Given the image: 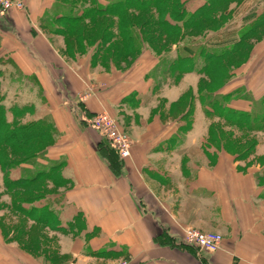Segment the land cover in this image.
<instances>
[{
	"label": "crops",
	"instance_id": "0c3cea01",
	"mask_svg": "<svg viewBox=\"0 0 264 264\" xmlns=\"http://www.w3.org/2000/svg\"><path fill=\"white\" fill-rule=\"evenodd\" d=\"M25 1L26 11L10 16L11 23L0 15V52L11 54L24 76L34 77L42 87L49 105L43 116L56 129L55 143L46 150L44 162L60 160L61 179L68 181L44 198L60 200L49 205L59 227L53 228L55 247L45 260L53 264H264V129L252 131L255 162L247 171H240L243 161L224 148L214 162L191 156L196 150L206 156L212 122L207 112L212 111L213 97L209 91L197 90L201 74L197 68L178 83L170 81L171 72H164L162 85L154 91V78L149 77L154 60L141 79L102 82L106 86L94 81L90 85L104 91L82 96L85 90H78L82 86L73 70L75 62L67 61L40 29L26 37L25 28L40 27L58 0ZM229 6L234 17L215 35L226 34L236 19L245 26L259 13L264 23V0H232ZM2 25L10 27L11 33ZM176 47L172 55L178 54ZM77 61V66L83 64ZM262 68L251 84L234 79L217 92L231 96L228 107L246 111L254 101L264 104ZM173 87L178 89V100L188 91L191 97L186 111L175 119L169 118L175 100L166 94ZM239 91L252 95L253 101L237 97ZM101 111L126 119L134 140L130 157H120L91 125ZM188 227L220 233L221 248L210 253L183 243Z\"/></svg>",
	"mask_w": 264,
	"mask_h": 264
},
{
	"label": "rangeland",
	"instance_id": "374dc122",
	"mask_svg": "<svg viewBox=\"0 0 264 264\" xmlns=\"http://www.w3.org/2000/svg\"><path fill=\"white\" fill-rule=\"evenodd\" d=\"M10 1H12V6H10L8 10L0 9V15H3L5 20H9V23H11L10 16L23 13V11L25 12L27 9L25 0ZM15 1L22 2L25 5L24 9H17L14 6ZM61 1L73 2L76 4V6L83 4L91 5L93 2L92 0ZM176 1L177 0H174V2ZM178 1L186 3L190 0ZM200 1L201 0H196V4H198ZM231 1L232 0H221V2H219L216 7L210 9V13H214L217 15L216 21H210L208 19H205L204 17H200V19L194 26L188 28L187 32L184 33L183 38L177 37L176 42H174V39L172 37L169 38L168 35H161V39L152 38L153 36L160 37L159 28H157L156 26L152 27L151 24L149 25L147 22L148 18L150 17H158V14H156L154 8L132 12L130 14V17L134 22H136L140 35H136L132 32V47H127V45L125 43L123 44V41L120 39H116L113 44H106V51L103 53L102 58L100 57L101 60H97L99 58H96L94 52L96 49H102L104 47L102 46V44H104L106 40L104 39L106 36V31H112L113 33V30L110 27L112 18H110L109 15L100 17L90 22H86L85 20L80 21L77 23V26H75V29H77V31L75 32L74 30V32L69 35L58 34V32L55 30H64L66 22L58 21L60 19L59 15H56L57 13L66 14L69 12V8H65V5L67 4H64V6H61V8H58L57 11H54V13L52 14L47 12L42 22L39 23L40 27L31 25L29 28H25V33L26 37L29 34L35 35L36 32L40 29L44 34L49 36L55 48L58 49V52L62 54V56L67 61H69L70 63L75 62L73 63V66L75 67L74 69H72L76 74L79 75L78 79L82 87L81 89L78 88V90H85L84 92L82 91V96H93V94L98 90H100V92L104 91V87L101 89L99 87L95 89L96 87L90 85L95 82L101 83V85L102 82L108 83V81L114 82L116 80L117 82H121L123 80L121 78L124 77H130L133 78L134 81H137L139 78L141 79V77L145 76L146 67L151 62H154V60L156 63L155 67L149 73V77L154 78V91H157L158 87L162 85V78L165 77L164 72H171L170 81L178 83L180 82V80L186 77L185 74L190 73L191 70L189 69L185 72H175L174 70L166 71V68L169 67L171 62L174 61V59L177 57L176 54V57L175 55H172L176 51V46H179V49L181 50L182 47L187 43H195L194 41H201L206 43L207 45L215 47V44L224 45L236 41L239 38L241 39L242 34L245 33L246 36L243 44L237 49V51L232 53L229 57L225 58V60H223L222 62L213 64L209 72H202L200 74V77H198V80L196 81V88L200 93H204V91L220 92L231 81H234V79H247L251 84L252 77L254 74H257V69L259 68V66L263 65L264 68V23H261V20L263 19V16H261L262 14L259 15V13L253 16V18L255 19L252 18L250 20V23L246 24L245 26L242 25L243 22H240V20L236 19L230 24V27H232V29L227 31L229 34L226 32V34L222 36L220 35V33L215 35V33H217L215 32L211 33L210 37L207 38L208 32H211L221 24H227V22L233 19L234 15L232 17L229 11V4L231 3ZM102 2L105 1L102 0ZM240 26L242 28L237 32V29ZM1 27L2 29L9 30V34L11 33L10 27H5L3 25ZM251 27L252 29L247 32V30ZM208 29H210L211 31L207 32ZM81 34L84 37L81 38ZM237 34L238 38H236ZM83 38L87 40L88 45L84 44ZM139 44L140 46L141 44H143V48L139 50V52L133 51L132 49L138 48ZM84 56H88L89 58L84 59ZM194 57V63L196 59L201 60L198 54L194 55ZM79 59H81V62H83V64L77 63L79 65L77 66L76 62H78L77 60ZM263 68L261 69V71L264 72ZM18 75H21V77H19ZM192 80L194 79L192 78ZM36 81L37 79L32 76H29V78L26 74L24 76L23 71L20 70V68H18L13 62L11 54H1L0 52V101L7 108L6 114L9 121L15 122L19 121L20 119L23 122H27L30 120L38 119L41 116L43 117V115L48 111L49 105H47L48 103L46 97L44 96L42 87H40L39 84L36 83ZM170 90L171 91L169 93L166 92V94L170 95L171 99H174L175 102L174 105L170 107V114L172 116L169 118L175 119L180 114L186 111L189 102L188 99L191 98L189 97L190 91L187 92L188 94L185 95L184 98L181 97L178 100V89L173 87L170 88ZM18 92L22 93V97H20ZM221 96L219 95V97ZM236 96H242L241 98L253 101L251 98L252 95H249L244 91H239ZM226 97L227 99L225 98L224 101L219 98L221 103H223L224 105L230 103L231 100V96ZM202 104L205 105V102L202 101ZM209 105L211 106V102ZM250 106L251 107L249 110H238V112H245L246 114H251V116L253 117L254 115H259L258 113H262V110L264 108L263 104L259 103V101H254ZM14 107H25L26 111L23 112L20 116H14ZM106 112L115 121V124L117 125L119 130L129 136L132 141V150L134 140L132 139L128 128L126 127V119L120 117L117 114H113L111 111ZM216 112L213 109L210 112L212 118H209L212 122L210 133L208 134V146H206V149L204 150L206 156H204V154L200 150L192 151L191 156H194L200 160H203L204 157H207L212 159L214 162V159L219 155L220 151L225 148L223 150H225V152L231 157L234 156L233 158L243 161L242 164L239 165L238 169L240 171H247L249 168L253 167V163L255 162L254 150H249V146L254 139L252 136V131L255 124L249 126L245 123H242L241 126L245 129L242 130L243 128L237 125L233 118L227 121L224 115L218 114ZM169 118H167L166 120H169ZM185 123L186 124L184 126H187L188 119L185 120ZM249 127L252 128L251 131L249 130ZM214 129L222 130L223 138H226L227 141H221V138L218 137L217 133H215V135L212 134V132H214ZM229 132H233L235 136L239 138H229ZM45 141L46 142L39 143L40 147H44L47 145L51 147L54 145V143L51 144L50 141ZM37 143H32L34 144L32 145V148L36 147V145H38ZM28 145H31V143H28ZM208 147H211V149H208ZM0 150L2 151L1 156L3 157L7 154H10V157L19 159L20 156H22L19 152L14 153L12 150L10 151V148L4 145H0ZM45 159L46 156L40 154L37 159L35 158L30 163L27 162L23 166L21 165L20 167H17V169L11 171L12 177H19L24 175L28 177H34L39 172L45 171L53 165L60 166V160H56L53 163H45ZM60 170L61 169H59V172ZM4 177V171L0 166V264H37V259L44 260L40 264H53V262H48L47 260H45V255L53 253L52 250L55 247L54 243L56 242L57 235L55 234V232H53V228L55 229V227H59L57 218L56 220L51 221L50 224H46L47 222H40L38 220H35L33 217L37 218L36 214H33V217L27 216L24 213L13 209L12 199L14 200L15 197L18 198V200L34 199L30 203L24 204L27 208L33 206L40 207V205L44 206L46 205V203L48 205L59 204L58 202H60V200L58 199V197L44 201V198L40 197L39 195L44 196V191H46L47 193H57L60 191V186L55 185L51 179H39L29 185L12 188L6 185ZM58 183L60 184V182ZM39 187H42L43 189H39ZM35 189L39 190L35 191ZM35 199H37V201ZM209 232L218 233L214 231ZM58 259L60 260L59 257Z\"/></svg>",
	"mask_w": 264,
	"mask_h": 264
},
{
	"label": "trees",
	"instance_id": "16d2710c",
	"mask_svg": "<svg viewBox=\"0 0 264 264\" xmlns=\"http://www.w3.org/2000/svg\"><path fill=\"white\" fill-rule=\"evenodd\" d=\"M92 1L93 2L91 5L83 4L76 6V4L73 2L58 0V4L54 6L53 12L50 13H54V11H57L58 8H61V6L67 4L65 5V8H69V12L66 14L57 13L56 15H59L60 19L58 21L66 22L64 30H55L58 32V34L63 35H69L73 33L74 30L76 32L77 29H75V26H77V23L82 20L90 22L100 17L109 15L110 18H112V23L110 24V27L113 30V33L112 31H106V36L104 35V39L106 40L105 43L102 44V46L104 47L102 49L98 48L94 52L96 58H99L97 60H101L100 57L102 58L103 53L106 51L105 45L108 43L113 44L116 39L122 40L123 44L125 43L127 47H132V32L136 35H140L136 22H134L130 17V14L132 12L154 8L156 14H158V17H150L148 18L147 22L149 25L151 24L152 27L156 26L157 28H159L160 37L153 36L152 38L161 39L162 36L168 35L169 38L172 37L174 39V42H176L177 37L183 38L184 33L187 32L188 28L194 26L198 22L200 17H204L205 19H208L210 21H216L217 15L214 13H210L209 11L211 8L216 7L218 3L221 2V0H205L199 4H196L193 0H190L186 3H182L178 0L176 2H174V0H104L105 2H102V0ZM224 25L225 24H221L212 31L208 29L207 32H211H208L207 38L210 37L211 33L220 31V29ZM251 29L252 27L249 28L247 32ZM245 36L246 34L244 33L242 34L241 39L239 41H234L224 45L215 44V47L207 45L206 43L201 41H194L195 43H187L182 47L181 50H178L177 57L174 59V61L171 62L170 66L168 67V70H174L175 72H185L189 69L193 70L196 66L197 70L201 73L209 72L213 64L222 62L223 60H225V58L229 57L232 53L237 51V49L243 44ZM82 37L84 36L82 35L81 38ZM83 41L85 45H88L87 40L83 38ZM142 48L143 44H141V46L139 44L138 48L132 50L135 52H139V50H141ZM197 54L201 60L196 59L194 63V55ZM209 93H211L213 97L211 99L212 109L215 112L217 111L216 113L224 115L227 121L233 118L235 120V123H237V125L239 126H241L242 123H245L249 126L255 124L253 126V130L259 128L264 129V108L262 110V113H258L259 115H254L252 117L251 114H246L245 112H238V110L224 105L219 100L220 98L224 101V99H227V97H219V94L216 91H210ZM25 111V107H14V116H20ZM6 113L7 108L0 101V145H4L10 148V151L12 150L14 153L19 152L22 155L19 159L10 157V154V156L8 154H5L6 156L3 157L1 156L2 151L0 150V166L5 174L4 181L6 182V185L12 188L23 187L33 182H36L39 179H51L54 184L58 186L66 184L68 181H62L61 179V173L59 172L60 166H52L45 171L39 172L34 177H28L26 175L12 177L11 171L17 169V167H20L21 165L23 166L27 162L30 163L35 158L37 159L40 154L45 155L46 150L49 146L47 145L44 147H40L39 143L46 142L45 140L50 141L51 144L55 143L56 129L53 123L47 117L44 116L27 122H23L20 119L19 121L11 122L8 120ZM207 113L210 114L209 111ZM242 130L245 129L243 128ZM249 130L251 131L252 128L249 127ZM215 133H217L218 137L221 138V141H227L226 138H223L222 130L214 129V132H212V134L215 135ZM228 134L229 138L231 139L233 137L239 138L236 137L233 132H229ZM28 143H31V145H28ZM32 143H37L38 145L32 148V145H34ZM249 147V150H254V139L252 140ZM58 182H60V184ZM39 189L43 188L39 187ZM39 189H35V191H38ZM47 194L54 193H47L46 191H44V196H39L45 198ZM33 200L34 199L18 200V198L15 197L14 200L12 199L13 209L18 210L27 216H32L33 214H36L37 218L33 216L32 217L40 222L51 223V221L56 219L54 213L49 209L48 204L44 206L40 205V207L33 206L29 208L24 205L26 203H30ZM35 200L37 201V199Z\"/></svg>",
	"mask_w": 264,
	"mask_h": 264
},
{
	"label": "built area",
	"instance_id": "2783aa9c",
	"mask_svg": "<svg viewBox=\"0 0 264 264\" xmlns=\"http://www.w3.org/2000/svg\"><path fill=\"white\" fill-rule=\"evenodd\" d=\"M11 4L12 1L10 0H0V9L8 10L12 6ZM14 6L19 10H23L25 5L22 2L15 1ZM91 125L110 142L120 157L128 158L131 156V139L119 130L115 121L106 111L97 113L93 117ZM182 241L199 250L212 253L221 248L222 235L188 228L184 231Z\"/></svg>",
	"mask_w": 264,
	"mask_h": 264
}]
</instances>
